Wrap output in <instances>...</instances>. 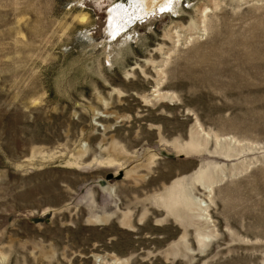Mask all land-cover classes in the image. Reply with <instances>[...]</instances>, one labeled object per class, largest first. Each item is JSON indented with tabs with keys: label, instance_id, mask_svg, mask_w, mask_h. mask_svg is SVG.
<instances>
[{
	"label": "rangeland",
	"instance_id": "rangeland-1",
	"mask_svg": "<svg viewBox=\"0 0 264 264\" xmlns=\"http://www.w3.org/2000/svg\"><path fill=\"white\" fill-rule=\"evenodd\" d=\"M0 264H264V0H0Z\"/></svg>",
	"mask_w": 264,
	"mask_h": 264
},
{
	"label": "bare ground",
	"instance_id": "bare-ground-1",
	"mask_svg": "<svg viewBox=\"0 0 264 264\" xmlns=\"http://www.w3.org/2000/svg\"><path fill=\"white\" fill-rule=\"evenodd\" d=\"M138 1H140L141 2V4L144 6V8H145V11L146 12H149L150 10H151V6H152V4H154V2L155 1H157V0H138ZM171 4V3H170ZM166 5H168V2H167V4ZM169 7V6H168ZM164 9V8H163ZM166 9V8H165ZM119 12V14L122 12V11H118Z\"/></svg>",
	"mask_w": 264,
	"mask_h": 264
}]
</instances>
